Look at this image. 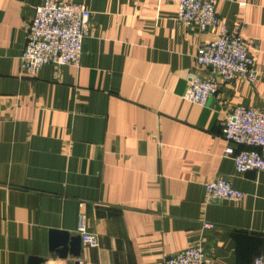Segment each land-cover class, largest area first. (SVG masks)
Here are the masks:
<instances>
[{
	"label": "crops",
	"instance_id": "1",
	"mask_svg": "<svg viewBox=\"0 0 264 264\" xmlns=\"http://www.w3.org/2000/svg\"><path fill=\"white\" fill-rule=\"evenodd\" d=\"M41 1L0 0V264H164L199 239L216 264L264 255V170L236 173L223 151L232 108L264 109V0H218L256 79H219L204 105L182 94L213 34L177 21V0H75L91 13L77 64L32 76L20 55ZM216 177L243 198L209 199Z\"/></svg>",
	"mask_w": 264,
	"mask_h": 264
},
{
	"label": "built area",
	"instance_id": "2",
	"mask_svg": "<svg viewBox=\"0 0 264 264\" xmlns=\"http://www.w3.org/2000/svg\"><path fill=\"white\" fill-rule=\"evenodd\" d=\"M218 0H177L175 18L187 27L209 31L213 39L200 45L194 54L196 64L206 68L204 77L188 80L182 97L204 105L218 92L219 79H245L253 83L256 70L248 54V46L238 32L237 23L229 29L227 21L216 13ZM90 10L75 0H42L34 7L27 24L26 42L20 55V67L35 75L45 64L76 65L82 52V41L90 25ZM224 154L232 162L236 173L264 170V109L235 105L226 119ZM209 199L239 201L244 193L234 188L224 177H216L204 184ZM81 206V204H80ZM79 214L77 232L84 245L96 248L99 238L88 232ZM215 224L201 222L203 230ZM76 264H84L76 260ZM164 264H216L202 245L201 239L171 255ZM252 264H264V255L254 257Z\"/></svg>",
	"mask_w": 264,
	"mask_h": 264
},
{
	"label": "water",
	"instance_id": "3",
	"mask_svg": "<svg viewBox=\"0 0 264 264\" xmlns=\"http://www.w3.org/2000/svg\"><path fill=\"white\" fill-rule=\"evenodd\" d=\"M78 236H79V235H78ZM78 236H77L76 238H77L78 240H80V236H79V237H78ZM71 252H72V251H71ZM72 254H74V256H79L80 253H79L78 250H74V251L72 252ZM39 261L42 262L43 259H40ZM76 262H77V261H75L74 264H76Z\"/></svg>",
	"mask_w": 264,
	"mask_h": 264
}]
</instances>
